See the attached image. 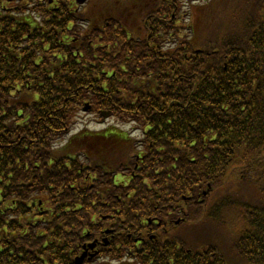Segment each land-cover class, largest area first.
<instances>
[{
	"label": "trees",
	"instance_id": "1",
	"mask_svg": "<svg viewBox=\"0 0 264 264\" xmlns=\"http://www.w3.org/2000/svg\"><path fill=\"white\" fill-rule=\"evenodd\" d=\"M192 1L160 0L161 21L95 6L78 36L69 14L0 10V264L73 260L78 219L114 195L122 212H180L179 264H264V0ZM84 102L141 140L82 130L55 147Z\"/></svg>",
	"mask_w": 264,
	"mask_h": 264
},
{
	"label": "flooded vegetation",
	"instance_id": "2",
	"mask_svg": "<svg viewBox=\"0 0 264 264\" xmlns=\"http://www.w3.org/2000/svg\"><path fill=\"white\" fill-rule=\"evenodd\" d=\"M40 1L47 6L45 0ZM52 1L49 0L48 4ZM106 1L93 0V5L98 6L99 2ZM89 2L78 5L76 0H54L50 6H79L76 11L81 13ZM96 202L103 205L111 203L112 210L82 216L86 220L81 218L78 222L81 229L73 260L54 261L51 260L52 254L37 251L38 259L28 261V264H179V249L174 240L180 234V223L184 221L180 212H122L119 209L129 208L128 197L117 195L101 197ZM117 202L125 204L115 206ZM129 217L132 219L128 220ZM170 240L175 248L173 246L165 251L157 249L158 243H169Z\"/></svg>",
	"mask_w": 264,
	"mask_h": 264
},
{
	"label": "rangeland",
	"instance_id": "3",
	"mask_svg": "<svg viewBox=\"0 0 264 264\" xmlns=\"http://www.w3.org/2000/svg\"><path fill=\"white\" fill-rule=\"evenodd\" d=\"M229 2L225 1V4L222 5V6H218L216 9L217 10H222V9H225V6H227ZM197 3H195L194 5H196ZM224 6V7H223ZM193 11V9H192ZM188 18L185 19V21H188L187 20ZM181 22V21H180ZM178 23V24H183V23ZM93 116L94 115H87V114H81L78 116V118L76 119V123L73 127V131L72 133H75V132H78L82 129H88V130H91V131H97L98 129L101 130L103 127H108L113 125L114 123L112 121H116L114 118H110L109 120L107 121H104V122H97L98 120L97 119H93ZM118 128L122 129V130H125L128 132L129 129H131L132 127V124L131 123H126L125 125H120V124H117L116 125ZM132 135H138L140 132H139V129L134 127L132 128L131 132H130ZM116 179L117 180H120V176H116Z\"/></svg>",
	"mask_w": 264,
	"mask_h": 264
}]
</instances>
